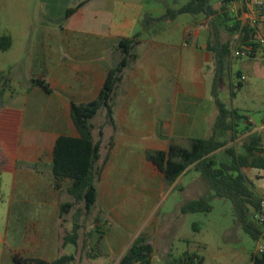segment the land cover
<instances>
[{
  "label": "crops",
  "instance_id": "crops-1",
  "mask_svg": "<svg viewBox=\"0 0 264 264\" xmlns=\"http://www.w3.org/2000/svg\"><path fill=\"white\" fill-rule=\"evenodd\" d=\"M189 2L156 3L147 8L143 3L135 7L126 2H103L89 8L91 0H87L67 18L66 27L52 28L42 23L36 33L19 38L10 35L12 45L7 53L18 44V54L15 58L8 57L7 89L0 95V181L5 178L13 185V198L25 199L26 203L37 204L44 210L45 219L29 258L49 263L58 260L57 256L53 259L48 256L52 244L47 237L48 199L57 196L54 206L59 222L63 218L61 195L66 193L70 198L65 203H72L73 198L67 192L70 180L60 189L55 187L54 146L61 136L80 137L71 117V105L98 99L107 72L123 57L118 47L121 39L139 35L141 42L134 49V58L116 90L113 124L107 121L103 109L104 124L93 131L95 141L99 130L103 131L97 204L101 196L99 184L104 177L117 176L118 170L114 172V169L137 168L146 160L163 176L147 160V150H167L171 142L189 148L191 140L212 136L219 114L212 95L216 59L203 34L204 23L183 19L189 14L164 19L168 9L178 11ZM145 14L150 21L147 25L143 23ZM210 19L214 20L215 15ZM260 27L259 41L264 37ZM262 49H256L248 59L264 58ZM36 79L45 81L51 92L35 86L32 81ZM252 90L251 83L244 88L233 85L230 106L223 103L239 115L242 111L260 110L250 97L254 95ZM246 123L244 129L235 127L237 134L233 140L235 130L218 132L219 141L227 143L220 150L224 160L230 159L226 153L229 148L239 155H247L250 147L255 148L254 153L264 157V121L257 122L247 116ZM252 160L253 156L250 163ZM190 170L192 167L187 172ZM254 171L260 173L261 169L244 168L251 181ZM263 187L264 184L260 196ZM181 208L178 214H183ZM90 212L84 211L86 215ZM51 225L57 232L58 223ZM155 232L154 226L152 233L144 232V236L149 240ZM55 243L59 244L57 238Z\"/></svg>",
  "mask_w": 264,
  "mask_h": 264
},
{
  "label": "rangeland",
  "instance_id": "rangeland-1",
  "mask_svg": "<svg viewBox=\"0 0 264 264\" xmlns=\"http://www.w3.org/2000/svg\"><path fill=\"white\" fill-rule=\"evenodd\" d=\"M84 1L87 0H0V37L14 35L19 38L36 33L42 23L52 28L66 27L68 10L77 8ZM185 1L190 0H91L89 8L103 2H126L135 7L143 3L147 8L156 3L175 5ZM225 5L223 0L211 1L214 20L204 14H189L183 19L191 23L203 22V34L211 46L217 43L218 30L221 43L230 48L226 70L220 78L222 102L230 106L233 85L235 88H244L249 83L253 85L254 95L250 97L254 98V103L260 110L242 111V118L237 119L236 123L244 129L247 116L253 117L257 122L264 121V110L261 111L264 109V58L258 56L257 59H248L256 49L264 48L260 42L264 43V37L260 41L259 36L245 39L244 27L247 25L242 19L239 5L234 7L229 4L226 9ZM100 16L103 17L102 14ZM213 21L216 25H213ZM149 22L145 14L143 23L147 25ZM260 28L264 32V26L261 25ZM253 44L257 45L256 49L252 47ZM17 49L18 44L9 54L0 50L1 90L5 85L7 89L10 73L8 57L13 58L18 54ZM262 51L264 53V49ZM213 69H216V64ZM242 75L247 80H242ZM21 83L23 84L22 81ZM241 83L243 85L240 86ZM104 120V110L101 109L92 123L96 128L104 124ZM221 153L219 151L217 156L224 160L225 155ZM227 156L229 157L228 154ZM116 170L117 176L113 174L114 176L104 177L100 182V201L88 215L84 213V204L79 203L57 222L54 206L57 196L48 199L46 222L51 229L47 232L48 242H52L48 250L50 259H59L65 255L73 257V260H67L64 264H117L134 239L139 235L144 236V232L152 233L155 226L156 232L149 237L154 249L153 264L181 260L186 253L203 259V263L196 264H252L257 240L247 234L237 222L232 202L218 197L210 190L200 173L190 170L178 181L168 185L163 176L146 160L137 168H119L113 171ZM251 177L255 190L260 195L264 181L259 171H254ZM135 179L141 181L137 182ZM12 187L7 179L0 181V264H15V254L24 258L32 256L34 242L42 228L40 224L45 219L44 210L37 204L13 198ZM201 197L208 199L211 206L209 212L178 214L184 204ZM59 200L65 203L70 198L64 193ZM55 223L59 225L57 232L51 225ZM77 224L81 226L77 243H64L65 237L73 234ZM56 238L58 245L55 243Z\"/></svg>",
  "mask_w": 264,
  "mask_h": 264
},
{
  "label": "trees",
  "instance_id": "trees-1",
  "mask_svg": "<svg viewBox=\"0 0 264 264\" xmlns=\"http://www.w3.org/2000/svg\"><path fill=\"white\" fill-rule=\"evenodd\" d=\"M212 0H190V2L178 11L168 9L166 18H176L182 14H204L211 17L215 13L211 7ZM235 0H223L225 9ZM82 3L77 6L81 7ZM77 8L69 9V18ZM224 9V10H225ZM213 25H216L213 21ZM245 39H253L257 32H253L247 26L244 27ZM216 45L210 48L215 53V75L212 88V95L218 109V117L214 125L213 134L208 139H193L189 148L183 147L175 142H171L167 150H147L146 158L153 163L163 174L168 185H172L176 180L185 174L191 167L200 173L203 180L218 197L228 199L232 202L234 214L237 222L243 227L245 232L253 239L258 240L260 229L253 222V212L259 207L260 195L257 194L252 181L244 172V168H264V157L256 155L255 148H249L247 155H239L233 148L226 149L230 159L220 160L217 153L226 146V142L219 141L218 132L220 130H235L236 120L242 118L235 110L227 109L219 97L220 78L226 70V60L230 53L228 45L221 43L219 31H216ZM139 35L133 38H123L119 41V49L123 54L121 61L107 74L103 84V89L97 100L71 105V117L80 134L74 138L61 136L57 139L53 152L52 170L55 176V187L60 189L62 184L70 180L71 185L67 188L68 194L73 198L72 203L61 204V215L67 214L75 204L83 203L87 211H91L98 202L97 184L101 178L102 167L98 163L101 157V146L103 131L99 130V138L94 140L93 119L100 109L106 111L107 121L113 124V100L116 90L122 81L125 69L134 58V49L140 44ZM12 45V39L8 36L0 37V50L7 51ZM257 48L256 44L252 45ZM50 93V86L43 80L32 81ZM241 86V85H240ZM6 87V85H5ZM5 87L0 95L5 92ZM234 93H232V96ZM237 131L233 133L232 140ZM255 137L252 138V143ZM256 144V143H255ZM260 151V150H259ZM253 160L250 163V157ZM211 206L206 197L193 200L182 206L183 214L209 212ZM81 226L75 225L72 235L65 237L64 243H77L78 230ZM153 246L148 238L143 235L137 236L127 253L117 264H151L153 258ZM71 256H62L53 263L38 258H24L19 254L13 256L15 264H64L67 260H72ZM203 263V259L197 255L186 253L181 260H168L166 264H196ZM252 264H264V255H254Z\"/></svg>",
  "mask_w": 264,
  "mask_h": 264
},
{
  "label": "built area",
  "instance_id": "built-area-1",
  "mask_svg": "<svg viewBox=\"0 0 264 264\" xmlns=\"http://www.w3.org/2000/svg\"><path fill=\"white\" fill-rule=\"evenodd\" d=\"M232 6L239 5L241 9L242 19L249 29L258 32V28L264 26V0H235L231 2ZM244 56L246 53L243 54ZM245 78L242 77V80ZM260 176L264 181V168L260 171ZM253 222L260 229V237L257 240L256 254L264 255V187L260 196L259 207L253 212Z\"/></svg>",
  "mask_w": 264,
  "mask_h": 264
}]
</instances>
